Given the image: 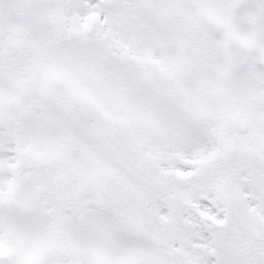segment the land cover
<instances>
[{"label": "snow or ice", "instance_id": "obj_1", "mask_svg": "<svg viewBox=\"0 0 264 264\" xmlns=\"http://www.w3.org/2000/svg\"><path fill=\"white\" fill-rule=\"evenodd\" d=\"M0 264H264V0H0Z\"/></svg>", "mask_w": 264, "mask_h": 264}]
</instances>
